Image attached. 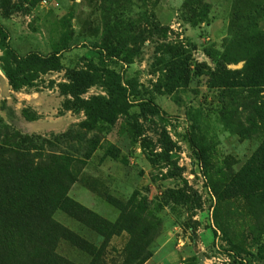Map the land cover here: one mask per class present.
Wrapping results in <instances>:
<instances>
[{"label":"rangeland","instance_id":"1","mask_svg":"<svg viewBox=\"0 0 264 264\" xmlns=\"http://www.w3.org/2000/svg\"><path fill=\"white\" fill-rule=\"evenodd\" d=\"M5 1L0 264H264V0Z\"/></svg>","mask_w":264,"mask_h":264},{"label":"trees","instance_id":"2","mask_svg":"<svg viewBox=\"0 0 264 264\" xmlns=\"http://www.w3.org/2000/svg\"><path fill=\"white\" fill-rule=\"evenodd\" d=\"M0 7L3 10V13L5 15L10 14L11 11H9V9H3V7H10L9 3L6 2L5 0H0ZM255 52V51H254ZM255 60V62L253 61V77L254 79H252L251 77V84L255 85V86H259L261 84H263V69H264V57L260 54V53H255V55H253L251 57V60ZM37 59H35V57H27L24 59H15V63L16 66H20L22 64H28L31 61H35ZM51 61H53L50 58H44L42 59L41 64L46 66V64L50 63ZM256 69V71H255ZM7 78L9 80V84L12 87V89L17 90L19 89L21 86H23L24 84L19 83V77L17 76V74L15 72H13V70L10 69H6L5 70ZM61 88V92L63 93V95H69L71 96L73 99L77 100V96L85 93V90L88 88L85 85H70V86H63L60 87ZM127 93V92H126ZM133 96V95H132ZM134 98V97H133ZM68 103L70 101H67ZM79 102V101H78ZM140 108V114L143 117H147V116H152L155 117L158 115V109L154 106V105H149L148 101H135ZM74 110L79 109V106L74 105L73 107ZM92 114L89 112L88 113V118L89 120L92 118ZM155 135L157 136V141L159 143V145L161 146V148L163 149V151L166 153V155H168L169 157L176 151V147L174 145V143L172 142L170 136L168 135L167 131L164 128H160V129H156L154 131ZM70 163V162H67ZM64 170V169H63ZM68 173L65 172L64 175H67ZM2 196V193H0V197ZM102 250L103 249H97L94 251V260H98L99 257H101L102 254ZM101 262V261H100Z\"/></svg>","mask_w":264,"mask_h":264}]
</instances>
